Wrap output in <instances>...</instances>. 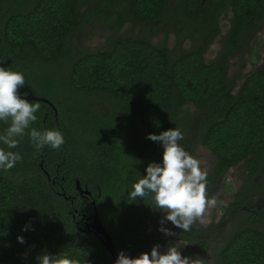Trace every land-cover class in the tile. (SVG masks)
I'll return each mask as SVG.
<instances>
[{"label": "trees", "instance_id": "1", "mask_svg": "<svg viewBox=\"0 0 264 264\" xmlns=\"http://www.w3.org/2000/svg\"><path fill=\"white\" fill-rule=\"evenodd\" d=\"M227 12L222 49L207 62ZM263 19L264 0H0V67L22 73L19 93L45 97L57 112L28 100L40 104L36 121L17 148L0 144L22 157L11 170H0V264H38L44 253L78 264H114L99 235L77 228L93 213L92 200L115 249L134 258L163 245L168 236L158 230L152 200L130 201L128 193L149 163L162 162V145L147 135L178 128V143L188 151L194 116L199 142L214 156L207 187L242 162L248 177L230 206H245L260 186L252 177L264 180V68L240 84L229 82L226 70L245 45L241 34L258 29ZM94 20L109 31L104 47L72 48L70 37ZM156 25L175 33L172 50L152 42ZM7 127L0 121V134ZM32 128L57 130L65 143L38 152L27 134ZM143 131L146 138L135 144ZM76 180L90 196L79 194ZM162 226L198 252L208 248L203 234L220 228ZM214 264H264V210L252 211L224 237Z\"/></svg>", "mask_w": 264, "mask_h": 264}, {"label": "clouds", "instance_id": "2", "mask_svg": "<svg viewBox=\"0 0 264 264\" xmlns=\"http://www.w3.org/2000/svg\"><path fill=\"white\" fill-rule=\"evenodd\" d=\"M24 85L22 73L0 67V121L8 124L0 134V144L7 149L18 147L19 138L36 121L35 113L40 109L38 102L30 103L21 98L19 89ZM27 134L38 152L45 146L58 149L65 143L57 130L40 131L32 128ZM147 139L162 145V162L147 165L146 174L133 183L128 193L129 200L150 198L153 209L164 214L158 230L165 236L175 235L171 229L162 226L165 222H171L183 232L191 231L192 225L209 208L216 206V199L208 197L207 173L201 169L199 161L178 143L183 139V133L178 128L162 131L158 135L149 133ZM21 159L19 153L0 147V170H11ZM230 182L231 178H226L225 183ZM17 240L24 243L22 237L18 236ZM159 248L158 244L154 245L150 253L142 252L136 258H130L121 251L114 264H202L198 258L183 256L175 246H169L163 254ZM37 260L38 264H78L66 256L47 253L39 255Z\"/></svg>", "mask_w": 264, "mask_h": 264}, {"label": "rangeland", "instance_id": "3", "mask_svg": "<svg viewBox=\"0 0 264 264\" xmlns=\"http://www.w3.org/2000/svg\"><path fill=\"white\" fill-rule=\"evenodd\" d=\"M230 18V12L221 15L219 18L220 33L214 38L211 46L205 54L207 62L214 60L219 51L222 49L224 38L229 29ZM129 27L130 26L126 25L123 29L126 30L129 29ZM132 32L136 35L145 34V32L139 31L137 28H133ZM108 33L109 31L104 27V23L102 21L94 20L93 23L83 24V28L77 31L75 36L70 37V45L75 50L100 49L104 47ZM151 40L153 43L159 44L168 50H172L175 43L178 42V38L174 32L160 30L159 25H156V29L151 37ZM243 42L245 43L244 47L238 50L236 54L230 58L226 70V77L228 81H235L237 84H240L243 77L248 73L256 69L264 68V19L260 24V29L256 33L247 34V36L244 37ZM182 46L187 47L188 42L184 41ZM237 88L238 86L234 87L233 92H235ZM137 127L138 129H141L139 124ZM188 131L194 141V144L187 152L199 161L201 169L208 175L214 164V156L199 142L196 116L192 118V123L189 124ZM145 138L146 132L143 131L141 134L137 135L134 143H140ZM229 177L231 178V182L225 183L226 178ZM246 177H248V173L242 162H240L227 170L223 180H220L217 183H211L207 187L208 197L216 199V206L209 208L204 216L197 220L194 224H200L202 227H207L211 223L220 225L217 233H213L210 237H208L210 233L205 232L203 234L204 240L208 239V248L204 251H193V243L183 242L177 238L175 234L168 237L166 243L159 248V251L163 254L169 246H175L183 256L193 259L198 258L202 261V264H214L215 252L221 245L224 237L236 228L239 223L249 218L252 215V211L264 210V180L261 176L252 177V181L257 184V186H260H258V189L255 190L253 195L247 198V204L245 206L239 209H233L230 206V203L236 199L235 195L242 188ZM108 206V201H104L103 209L109 210ZM112 210L113 208H111V211ZM224 214L226 215L224 216ZM163 215V213L159 212L160 218H162ZM170 243H172V245H170ZM139 255L140 252L136 253L134 258Z\"/></svg>", "mask_w": 264, "mask_h": 264}, {"label": "water", "instance_id": "4", "mask_svg": "<svg viewBox=\"0 0 264 264\" xmlns=\"http://www.w3.org/2000/svg\"><path fill=\"white\" fill-rule=\"evenodd\" d=\"M20 95L21 98H25L27 100H37L48 103L53 108L55 117L57 116V112L54 104L51 101H49L47 98L42 96L31 95V94H27L26 96L22 94ZM45 173L47 174V172ZM75 186L81 196L91 195V192L87 188H82L80 186L78 180H76ZM91 204L94 206V210L91 216L89 217V220L84 224V227L77 226V228L80 232H92L94 235H99L101 244L110 253L111 257L113 258V261L115 262L118 253L121 252L122 250L115 249L112 237L100 219L97 207L95 206V201L92 200Z\"/></svg>", "mask_w": 264, "mask_h": 264}, {"label": "flooded vegetation", "instance_id": "5", "mask_svg": "<svg viewBox=\"0 0 264 264\" xmlns=\"http://www.w3.org/2000/svg\"><path fill=\"white\" fill-rule=\"evenodd\" d=\"M222 15H223V14H222ZM262 21H263V20H262ZM262 21H261V23H262ZM261 23H260V24H261ZM260 24H259V28H258V29L251 30L250 33H256V32L260 29ZM229 28H230V25H229ZM228 31H229V29H228ZM247 34H249V33H246V31H245V32H243L241 35H242V36H247ZM222 45H223V44H222ZM219 52H220V51H219ZM234 55H235V54H234ZM234 55H233V56H234ZM165 224H166V223H165ZM174 233L176 234V232H174ZM168 237H169V236H168ZM167 239H168V238H166V241H167ZM166 241L163 243V245L166 243ZM163 245H160V247H162ZM138 252H139V251H138ZM138 252H137V253H138ZM135 255H136V254H135Z\"/></svg>", "mask_w": 264, "mask_h": 264}]
</instances>
